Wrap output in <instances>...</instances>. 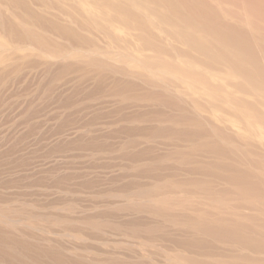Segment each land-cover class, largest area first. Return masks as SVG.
Masks as SVG:
<instances>
[{"label": "rangeland", "instance_id": "1", "mask_svg": "<svg viewBox=\"0 0 264 264\" xmlns=\"http://www.w3.org/2000/svg\"><path fill=\"white\" fill-rule=\"evenodd\" d=\"M157 12L0 0V264H264L263 194L237 187L264 188V123L244 113L260 103L180 57Z\"/></svg>", "mask_w": 264, "mask_h": 264}, {"label": "bare ground", "instance_id": "2", "mask_svg": "<svg viewBox=\"0 0 264 264\" xmlns=\"http://www.w3.org/2000/svg\"><path fill=\"white\" fill-rule=\"evenodd\" d=\"M139 1L142 4L152 3L155 1L156 5L165 7L168 11L167 14L171 15V17L177 21L172 22L170 19L167 21V24H169L170 27H173L170 31H167V33L171 39L179 43L181 42L186 46V49H184L183 51L178 50V54L180 55V57L184 59H191L194 62H200L198 58L191 56L190 53L201 55L204 58L201 66L211 69L213 67L216 68L217 66H219L221 70L223 68L222 72H219L220 75L230 73L234 75L238 80L240 79L239 81L241 82H236L233 84V87L239 94L246 97L256 96L255 100H257L260 105H264V7H261V5H259V3H264V0H215L217 4H230L234 7V10L232 11L224 9L221 15H217V13L211 8V6L209 4H206L204 0H188L189 2L185 0L183 5H181V2H178V0H175L173 2L174 5L169 4L170 2L168 3V0ZM175 6H177L176 9L173 8ZM183 7L186 10V14H184L182 11ZM240 10H242L243 12H240ZM167 14H163V16H160L159 12H157L152 15L158 16L160 18L159 20L163 21L166 18ZM227 17H231L232 20L234 19L238 26L230 23V21L227 20ZM245 17L249 18V26L252 29L258 30L259 27V32H262L263 34L261 33L259 35L256 33L254 34L251 32H247L248 25L243 22ZM256 21H260L263 27H257ZM76 23L79 28L82 26L80 25V23ZM61 32H64V29ZM201 83H205L206 89L209 90V93L210 91L212 92V96L217 93V88L216 90H213V88L207 82ZM245 83L248 86L247 89H245ZM259 106H249L247 103V105L245 106L246 111L244 108V113L246 112V114L249 116L253 115L254 113L257 121H259V123H264V110L262 112L259 109ZM255 163L256 162H254V164ZM237 175H240V179L239 181H237V187L242 192H240L239 195L242 197L245 196L255 199L262 196L263 194V196L259 199L263 200L262 202H264V188L262 189L259 181L251 177V175L249 176L245 174L244 171H238ZM245 177H247L246 180ZM220 222L222 223V225L220 226L219 235L227 236L233 233L231 229H226V226L223 225L222 220ZM231 222L234 224L233 221ZM256 262L257 264H261L259 261Z\"/></svg>", "mask_w": 264, "mask_h": 264}]
</instances>
